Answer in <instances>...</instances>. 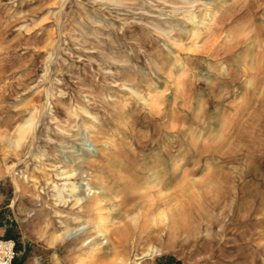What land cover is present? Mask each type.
Segmentation results:
<instances>
[{
	"label": "rangeland",
	"instance_id": "1",
	"mask_svg": "<svg viewBox=\"0 0 264 264\" xmlns=\"http://www.w3.org/2000/svg\"><path fill=\"white\" fill-rule=\"evenodd\" d=\"M167 201L184 219L152 223ZM0 240L15 264H264V0H0Z\"/></svg>",
	"mask_w": 264,
	"mask_h": 264
},
{
	"label": "bare ground",
	"instance_id": "2",
	"mask_svg": "<svg viewBox=\"0 0 264 264\" xmlns=\"http://www.w3.org/2000/svg\"><path fill=\"white\" fill-rule=\"evenodd\" d=\"M191 3V2H190ZM183 19V17H181ZM186 18L187 19H194L195 18V15L192 14V13H186ZM184 20V19H183ZM196 20V19H194ZM187 21V20H186ZM193 24V23H192ZM164 35V34H163ZM175 42V41H174ZM195 46V45H194ZM195 49V48H194ZM196 50V49H195ZM262 61H263V58H262ZM250 66V65H249ZM252 66V65H251ZM261 67V66H260ZM251 67H249V69L247 70V72H250L251 73ZM262 68V67H261ZM247 72H244V73H247ZM245 75V74H244ZM244 79V90L247 89L250 84H249V76H245L243 77ZM253 83V82H252ZM178 85V84H176ZM129 91L131 92L132 95H134V97L136 99H138L139 101H141L143 103V105L145 106H148L149 108H152L156 102H157V99L155 98V96L151 95L148 99L143 97V95H141L140 92H138L137 90H134L132 88H128ZM177 89H179V87L177 86ZM252 89V87H251ZM49 95V94H48ZM155 95V94H154ZM234 97V96H233ZM236 97V96H235ZM233 99V98H232ZM243 101V96L242 94L239 95L235 102L232 103L233 106L230 107V112H227L228 114L233 112L236 108V106L241 103ZM227 105V104H226ZM80 109V108H78ZM74 110V109H73ZM75 112V111H74ZM37 113V112H36ZM228 114H224V116H222V122L226 119V115ZM37 115V114H36ZM228 117V116H227ZM35 126V116L34 115H31L30 118L23 122L22 124L18 125L15 132H16V136H15V145H19L21 141H23L24 139L27 138V136L29 134H31L32 130H34ZM33 134V132H32ZM222 135V134H221ZM148 136V135H147ZM33 138V136H32ZM220 138V137H219ZM26 141V140H25ZM209 147H208V150H211L212 149H217L218 146H219V141H218V138L215 136V137H212V134H211V137L209 139ZM12 147V146H11ZM83 154L84 153H79L77 156L82 158L83 157ZM155 156L154 157H158L157 160H152V163L149 165V167L145 170V173L138 179H135V180H131L130 184H131V188L133 191H136V192H139L141 190H144V189H156L157 187H160L162 186L163 181L165 179H167V168L166 166L163 164V160L161 159V151L160 152H156L154 153ZM173 159L172 160V167H174V174H176L179 170H180V163H179V152H177L176 154H174L173 156ZM39 158V157H38ZM154 159V158H153ZM144 160V158L142 157L141 158V161ZM139 165V164H138ZM140 167V166H139ZM207 170V169H206ZM71 174H68V175H64V178L65 179H68V177L70 176ZM71 177V176H70ZM205 178V177H204ZM206 181H211L212 178L210 175H207V177L205 178ZM181 183H183L182 185H185V186H194L195 182H196V179H182L180 180ZM212 184H213V181H212ZM197 185V184H196ZM56 187V185H55ZM64 188L66 189L67 193L69 195H72L75 191V188L76 186L73 184V183H70L69 181L66 182ZM195 191V190H193ZM197 192V191H196ZM205 193V192H204ZM67 194V195H68ZM156 195V194H155ZM169 195V192L167 193H164L162 190H160V193H159V196L162 197V198H165ZM193 196V194H191ZM57 196L59 198H61V191L57 193ZM152 196V195H151ZM182 196V195H181ZM198 196V195H197ZM183 197V196H182ZM78 198L75 199V202H78ZM186 200V199H185ZM61 201V200H60ZM195 201V200H194ZM180 202V201H179ZM181 205H182V202H180ZM195 203V202H194ZM188 204V203H187ZM165 209H163L162 211H160L158 214H157V217L155 218H152L151 219V222L152 223H156V219H161L163 221L165 220H172L175 218L174 220H172V222L174 224H176L177 222L179 221H182L184 218L183 214H182V209L180 207V205L178 204H171L170 201H167L166 204H165ZM184 206V205H183ZM186 207V206H185ZM185 212V210L183 211V213ZM170 216V217H169ZM186 216V215H185ZM101 219V218H100ZM100 222V221H99ZM165 223V222H164ZM162 225V224H161ZM103 231H106V228H103ZM121 234H124L123 232H120ZM118 235V234H117ZM128 235V234H127ZM120 236V235H119ZM62 237V233H58V234H53L50 236V238L48 239V245H53L56 241L60 240ZM128 238V237H126ZM116 239V238H115ZM121 239V238H120ZM125 239V238H124ZM118 241V240H116ZM119 244V243H118ZM121 245V244H120ZM122 247V246H121ZM151 250V249H150ZM149 250V251H150ZM154 250V248H153ZM122 259V258H121ZM121 259L120 262H121ZM118 260V259H117Z\"/></svg>",
	"mask_w": 264,
	"mask_h": 264
},
{
	"label": "built area",
	"instance_id": "3",
	"mask_svg": "<svg viewBox=\"0 0 264 264\" xmlns=\"http://www.w3.org/2000/svg\"><path fill=\"white\" fill-rule=\"evenodd\" d=\"M16 252L10 240H0V264H12Z\"/></svg>",
	"mask_w": 264,
	"mask_h": 264
},
{
	"label": "trees",
	"instance_id": "4",
	"mask_svg": "<svg viewBox=\"0 0 264 264\" xmlns=\"http://www.w3.org/2000/svg\"><path fill=\"white\" fill-rule=\"evenodd\" d=\"M5 239H9V234L6 232L3 236ZM12 264H15V259L12 261Z\"/></svg>",
	"mask_w": 264,
	"mask_h": 264
}]
</instances>
